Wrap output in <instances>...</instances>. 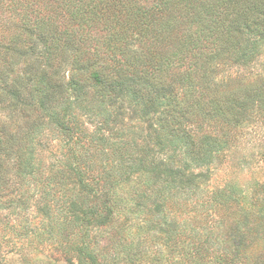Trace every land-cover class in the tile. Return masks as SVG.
Instances as JSON below:
<instances>
[{"label":"trees","instance_id":"obj_1","mask_svg":"<svg viewBox=\"0 0 264 264\" xmlns=\"http://www.w3.org/2000/svg\"><path fill=\"white\" fill-rule=\"evenodd\" d=\"M263 41L264 0H0V196L14 174L34 168L81 174L84 157L71 141L54 169L35 160L44 119L67 131L83 112L102 129L129 103L146 113L161 110L156 134L142 148L122 132L114 133L120 140L100 138L111 142L117 166L132 156L131 169L143 165L181 184L197 175L175 166L169 147L183 142L204 163L241 141L264 143ZM101 195L105 207L115 204L110 191ZM66 203L65 218L96 215L82 190ZM165 224L181 228L174 216ZM186 232V264H207L201 258L209 249L211 264H249L253 257L247 243L230 255ZM159 263L177 260L166 255Z\"/></svg>","mask_w":264,"mask_h":264},{"label":"rangeland","instance_id":"obj_2","mask_svg":"<svg viewBox=\"0 0 264 264\" xmlns=\"http://www.w3.org/2000/svg\"><path fill=\"white\" fill-rule=\"evenodd\" d=\"M258 45L264 62V41ZM160 117L161 110L146 113L141 105L129 103L116 123L102 129L83 112L67 131L44 119L36 133L41 145L35 160L54 169L62 161L58 152L71 141L84 157L78 163L81 174L70 169L46 174L34 168L12 176L7 193L0 196V264H161L166 255L186 264L191 248L188 252L182 229L194 232L192 242L208 240L212 248L230 255L247 243L245 253L253 257L246 261L264 264V143L241 141L238 149L213 153L204 163L194 160L183 142L169 147L166 155L172 154L174 165L197 175L190 184L145 172L143 165L131 169L137 162L132 156L117 166L111 142L107 145L101 135L113 140L114 133L122 132L132 146L142 148L156 134ZM80 190L88 194L90 207L96 206V215L76 222L63 214L67 200ZM108 191L115 204L107 208L101 194ZM159 200L166 219L174 216L181 228L165 224L157 212ZM257 230H262L260 237L253 238ZM212 252H203L201 261L211 264Z\"/></svg>","mask_w":264,"mask_h":264}]
</instances>
